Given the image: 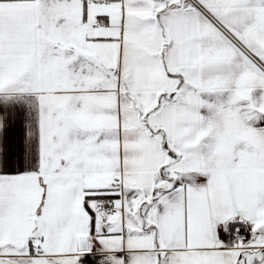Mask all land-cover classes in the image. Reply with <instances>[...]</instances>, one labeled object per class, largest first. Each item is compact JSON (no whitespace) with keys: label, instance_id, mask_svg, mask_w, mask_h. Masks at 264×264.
Masks as SVG:
<instances>
[{"label":"snow or ice","instance_id":"1","mask_svg":"<svg viewBox=\"0 0 264 264\" xmlns=\"http://www.w3.org/2000/svg\"><path fill=\"white\" fill-rule=\"evenodd\" d=\"M0 264H264V0H0Z\"/></svg>","mask_w":264,"mask_h":264}]
</instances>
